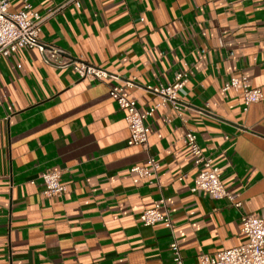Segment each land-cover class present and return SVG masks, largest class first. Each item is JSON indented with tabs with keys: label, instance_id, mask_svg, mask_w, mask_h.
Here are the masks:
<instances>
[{
	"label": "crops",
	"instance_id": "1",
	"mask_svg": "<svg viewBox=\"0 0 264 264\" xmlns=\"http://www.w3.org/2000/svg\"><path fill=\"white\" fill-rule=\"evenodd\" d=\"M23 1L8 0L9 11ZM25 1L44 13L66 0ZM39 39L122 81L80 79L35 47L0 59V264H174L173 240L186 262L245 241L241 215L264 219V0H80ZM178 72L188 76L182 104L146 120L147 148L128 145L110 87L132 82L124 94L145 111L158 102L147 87ZM233 75L261 91L246 110L239 91L223 89ZM187 130L240 207L191 191ZM149 156L155 175L130 171ZM45 170L60 171L63 196L44 194ZM160 199L172 230L139 221Z\"/></svg>",
	"mask_w": 264,
	"mask_h": 264
},
{
	"label": "built area",
	"instance_id": "2",
	"mask_svg": "<svg viewBox=\"0 0 264 264\" xmlns=\"http://www.w3.org/2000/svg\"><path fill=\"white\" fill-rule=\"evenodd\" d=\"M69 3L80 6V0H66L58 6L47 9L44 13L33 10L30 3L23 1L19 11H9L8 0H0V59L10 55L19 48L35 47L45 64L54 65L57 68H72L80 79L92 82L122 81L103 68L88 64L79 59L67 56L60 47L43 42L39 39V33L43 23L52 17ZM188 81L186 72L175 74L172 82L159 83L156 86H148L147 90L158 97V102L145 111H140L136 100L128 98L124 94V86H132V82L123 81L122 84H114L110 87V95L116 101L118 107L124 111L129 138L128 145H140L147 148L149 126L146 120L160 106L170 103L178 109L182 104L178 98V91ZM224 90L239 91L243 100L244 109L261 99L259 88H251L245 82L244 76H231L224 84ZM186 146L192 157L193 166L197 171L193 178L192 192H201L216 200H227L231 205L240 207L241 202L232 192L225 187L219 167L211 156L205 155L198 144L197 136L192 130H187L184 135ZM159 164L153 156H149L145 163L130 167V171L140 177H152L158 171ZM45 184L46 196L61 197L67 192V187L61 181V173L57 170H45L40 174ZM182 177L180 176L179 179ZM163 199L157 201L152 207L139 213V221L142 225L152 226L162 222L169 229H173L170 216L164 207ZM240 229L245 236V241L238 246L223 249L214 254H201L194 262H186L181 254L178 243L173 240L169 243L174 264H264V219L256 213H245L240 218Z\"/></svg>",
	"mask_w": 264,
	"mask_h": 264
}]
</instances>
